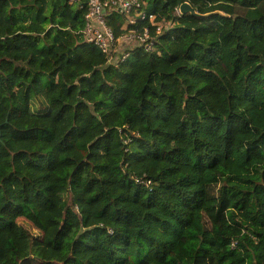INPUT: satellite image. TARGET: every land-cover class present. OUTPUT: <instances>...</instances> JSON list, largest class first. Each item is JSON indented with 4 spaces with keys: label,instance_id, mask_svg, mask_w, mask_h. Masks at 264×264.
<instances>
[{
    "label": "trees",
    "instance_id": "16d2710c",
    "mask_svg": "<svg viewBox=\"0 0 264 264\" xmlns=\"http://www.w3.org/2000/svg\"><path fill=\"white\" fill-rule=\"evenodd\" d=\"M88 1L0 0V264H264V0Z\"/></svg>",
    "mask_w": 264,
    "mask_h": 264
},
{
    "label": "built area",
    "instance_id": "2783aa9c",
    "mask_svg": "<svg viewBox=\"0 0 264 264\" xmlns=\"http://www.w3.org/2000/svg\"><path fill=\"white\" fill-rule=\"evenodd\" d=\"M148 0H89L88 12L85 17V26L82 31L84 40L95 44L100 50L109 56L110 62L118 59H125L129 56L132 47L142 46L146 51L153 49V36L148 26H144L141 31L130 30L120 39L115 37L113 30L107 25L106 15L110 12H117L130 16L132 24L137 23V19L147 21L156 27V32L160 33L168 25L157 22L156 15L148 14L145 7ZM179 13V9H177ZM124 40V41H123ZM127 42L126 49L122 46Z\"/></svg>",
    "mask_w": 264,
    "mask_h": 264
},
{
    "label": "water",
    "instance_id": "95a60500",
    "mask_svg": "<svg viewBox=\"0 0 264 264\" xmlns=\"http://www.w3.org/2000/svg\"><path fill=\"white\" fill-rule=\"evenodd\" d=\"M179 13H181V14L190 13V14H193V15L197 14L195 9L190 5L189 2H185V3L180 5Z\"/></svg>",
    "mask_w": 264,
    "mask_h": 264
},
{
    "label": "rangeland",
    "instance_id": "374dc122",
    "mask_svg": "<svg viewBox=\"0 0 264 264\" xmlns=\"http://www.w3.org/2000/svg\"><path fill=\"white\" fill-rule=\"evenodd\" d=\"M124 41V40H123ZM122 43H125V42H122ZM127 45H128V43L126 42L122 47H124V48H126L127 47ZM129 46V45H128ZM22 222H24V223H26L27 225H28V227L33 231V232H35L36 233V230L32 227V225L31 224H29L28 222H26V221H22Z\"/></svg>",
    "mask_w": 264,
    "mask_h": 264
},
{
    "label": "crops",
    "instance_id": "0c3cea01",
    "mask_svg": "<svg viewBox=\"0 0 264 264\" xmlns=\"http://www.w3.org/2000/svg\"><path fill=\"white\" fill-rule=\"evenodd\" d=\"M124 45V44H123ZM123 45H121V43L119 44V46H123Z\"/></svg>",
    "mask_w": 264,
    "mask_h": 264
}]
</instances>
